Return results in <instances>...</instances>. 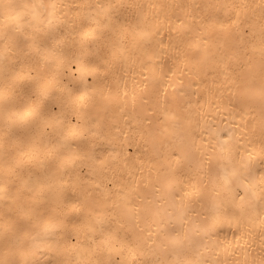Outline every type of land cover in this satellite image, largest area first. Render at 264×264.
Masks as SVG:
<instances>
[{
  "label": "bare ground",
  "instance_id": "bare-ground-1",
  "mask_svg": "<svg viewBox=\"0 0 264 264\" xmlns=\"http://www.w3.org/2000/svg\"><path fill=\"white\" fill-rule=\"evenodd\" d=\"M0 264H264V0H0Z\"/></svg>",
  "mask_w": 264,
  "mask_h": 264
}]
</instances>
